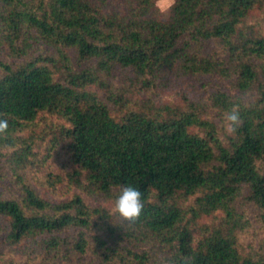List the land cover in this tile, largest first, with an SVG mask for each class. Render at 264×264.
<instances>
[{"label": "trees", "instance_id": "1", "mask_svg": "<svg viewBox=\"0 0 264 264\" xmlns=\"http://www.w3.org/2000/svg\"><path fill=\"white\" fill-rule=\"evenodd\" d=\"M153 5L0 0V264H264V0Z\"/></svg>", "mask_w": 264, "mask_h": 264}, {"label": "clouds", "instance_id": "2", "mask_svg": "<svg viewBox=\"0 0 264 264\" xmlns=\"http://www.w3.org/2000/svg\"><path fill=\"white\" fill-rule=\"evenodd\" d=\"M175 0H154V7L162 14H166L174 6ZM226 132H235L241 123V115L238 105H233L224 116ZM9 124L6 119H0V134L8 130ZM141 191L132 184H125L119 188L110 214L118 215L130 224L137 222L144 210V202Z\"/></svg>", "mask_w": 264, "mask_h": 264}, {"label": "rangeland", "instance_id": "3", "mask_svg": "<svg viewBox=\"0 0 264 264\" xmlns=\"http://www.w3.org/2000/svg\"><path fill=\"white\" fill-rule=\"evenodd\" d=\"M120 2H121V0H110V3H111V5H112V6H110V7L113 8L114 6L119 5ZM159 14H160V16H161L162 18L166 19V18L169 16L170 11L167 12L166 14H162V13L159 11ZM191 84H192V83H191Z\"/></svg>", "mask_w": 264, "mask_h": 264}]
</instances>
